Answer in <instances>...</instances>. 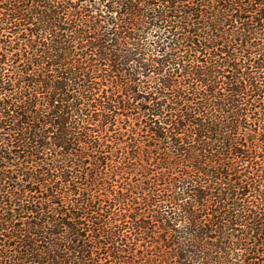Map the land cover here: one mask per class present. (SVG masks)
<instances>
[{
	"label": "trees",
	"instance_id": "trees-1",
	"mask_svg": "<svg viewBox=\"0 0 264 264\" xmlns=\"http://www.w3.org/2000/svg\"><path fill=\"white\" fill-rule=\"evenodd\" d=\"M0 264H264V0H0Z\"/></svg>",
	"mask_w": 264,
	"mask_h": 264
}]
</instances>
